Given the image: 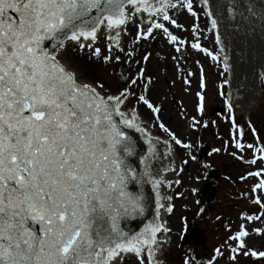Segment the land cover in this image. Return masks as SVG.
Here are the masks:
<instances>
[{"label": "snow or ice", "instance_id": "1", "mask_svg": "<svg viewBox=\"0 0 264 264\" xmlns=\"http://www.w3.org/2000/svg\"><path fill=\"white\" fill-rule=\"evenodd\" d=\"M257 26L264 33V0H0V264H163L158 254L170 229L161 215L174 208L163 203L172 199L164 189L181 183L167 177L179 174L173 149L191 156L192 144L165 125L148 95L152 53L145 46L153 43L179 57L191 49L215 65L231 155L256 166L240 177L253 178L240 194L253 210L239 213L235 229L224 224L229 234L207 264H217L222 249L230 264L238 257L264 264V249L249 245L264 239V141L249 120L253 141L245 142L236 122L226 91L236 65L222 38V29L249 35ZM179 57L170 56L178 74ZM240 58L248 63L243 49ZM195 63L192 131L208 127L207 78ZM96 65L127 66L122 87L112 91L97 79ZM252 72L264 84V58ZM193 74L182 83L190 85ZM136 220L138 230L129 227Z\"/></svg>", "mask_w": 264, "mask_h": 264}, {"label": "rangeland", "instance_id": "2", "mask_svg": "<svg viewBox=\"0 0 264 264\" xmlns=\"http://www.w3.org/2000/svg\"><path fill=\"white\" fill-rule=\"evenodd\" d=\"M181 22L186 26L190 23L187 18ZM200 24L201 26L204 24L203 15L200 17ZM177 34L188 37V33ZM204 46L211 47L212 45L205 41ZM145 47L147 51L152 53L147 64L148 75L152 77L148 95L154 103L162 108L159 115L165 125L185 142L192 144L191 156L186 154V150L174 146L181 172V174L175 175V180H180L181 183L176 184L172 199L174 208L172 213L168 215L169 248L163 256V264H183L185 257L189 259L190 264H207L214 255V249L220 246L229 234L224 230V224L228 223L235 229L239 224V213L253 210V206L248 200L240 196L242 192L249 190L250 185L254 182L253 178L242 181L240 177L245 175L247 171L254 170L256 166L250 168L231 155L235 149L231 146L229 124L225 119L228 113L224 108L223 100L216 95L213 89L214 82H220L219 70L215 65L206 60L202 54L194 53L191 49H189V55L179 57L178 53H174L170 48L159 43ZM171 55L179 57L181 67L179 74L176 71V61L170 59ZM197 59L203 65L208 83L207 102L202 117L203 120L208 121V127H201L198 131H192L187 128V121L192 116L197 115L194 107L195 92L199 90V70L195 63ZM126 68L127 66H124V69ZM124 69L118 65H96L93 67L92 73L97 79L103 81L108 88L115 91L122 87V79L128 76V72ZM189 70L194 73L193 76L188 77L191 84L184 85L182 79ZM260 85L262 88L261 100H258L257 105L246 109V111L237 107L235 110L236 122L245 128V142L253 141V137L247 132L249 120L255 126L259 139L264 141V84L260 83ZM185 87L188 88L187 92L184 91ZM136 91L139 94L140 89L137 88ZM226 91L230 92L228 86H226ZM181 109H183V114ZM219 110H222V114L219 113ZM145 111L146 109L141 108L142 115ZM143 118L148 119L147 116ZM212 121H216L215 126L212 125ZM152 131L161 137L165 136L158 127L152 128ZM225 141H229L227 147H225ZM200 145L206 146V159L212 167L218 170L220 177L219 191L215 195L216 200L212 207L204 206L205 198L200 197L201 190L207 181L205 168L198 163V155L196 154ZM213 148H218L220 151L212 153ZM200 155L202 156L201 152ZM243 155L250 158L248 152L243 153ZM182 160H187V164H182ZM201 209H203L202 212ZM218 216L221 217L220 220L216 219ZM191 220H196V224L206 235L205 258L200 262L194 260L197 252L196 246L190 242L187 247H184L182 242V238L187 235L186 224ZM249 245L264 249V239L252 237L249 239ZM222 251H224V257L218 258L217 264H230L227 260V251L225 249ZM237 264H253V262L248 258L238 257Z\"/></svg>", "mask_w": 264, "mask_h": 264}, {"label": "water", "instance_id": "3", "mask_svg": "<svg viewBox=\"0 0 264 264\" xmlns=\"http://www.w3.org/2000/svg\"><path fill=\"white\" fill-rule=\"evenodd\" d=\"M222 33V38L225 41L230 61L236 65L235 75L232 77V84L228 86V88H239L238 95L244 107L250 108V100H261V89H256V85L260 84V81L254 76L252 66L253 64L259 63L261 58H264V33L261 32L258 26L255 28V31L251 32L249 35H244L243 33L236 34L224 29H222ZM45 46L47 47V42L45 43ZM241 49H243L248 63L241 60ZM219 113L222 114V110H219ZM206 149L205 145H200L199 150L196 153L198 155V163L203 165L206 170V176L208 177L207 182L201 190L200 197H208L203 205L212 207L216 200L215 195L219 191L220 177L218 170L215 167H212L207 161ZM200 152L202 153V156L200 155ZM172 159L175 160L174 157H172ZM175 167L178 173L181 174L176 160ZM175 175L176 173L169 172L167 177L174 181ZM172 188L173 184L166 187L164 192L171 196ZM163 203L167 204L169 201H163ZM139 225L140 221L136 220L132 221L129 224V227L138 230ZM185 231L187 232V235L182 238L184 247H187L190 242L196 245L197 252L194 256V260L200 262L205 258V232L196 224V220L189 221L186 224Z\"/></svg>", "mask_w": 264, "mask_h": 264}, {"label": "bare ground", "instance_id": "4", "mask_svg": "<svg viewBox=\"0 0 264 264\" xmlns=\"http://www.w3.org/2000/svg\"><path fill=\"white\" fill-rule=\"evenodd\" d=\"M256 89H262L261 88V85L260 84L256 85ZM229 91L232 94L233 101L235 102L236 107L239 108V109H241V110H245L246 111V109H250L252 107H255L257 105V103H258V100H250V108H245L244 105H243V103H242V101H241V99H240V97H239V95H238L239 88H229ZM153 134L154 135H157L154 132H153ZM173 151H174V158L176 160V163L178 165V168H180L179 167L178 160H177V157H176V154H175V150L173 149ZM174 181H175V179H174ZM175 189H176V184L173 183V188H172V192H171L172 199H173V195H174ZM172 199H171V201H169V203H171V204H172V201H173ZM171 213H166V212H163L162 211L161 220H163V221L166 222V226L167 227H168V225H167L168 215L171 214ZM162 238H166L167 239V242L163 245V250L158 254L159 255V259L161 261H163V256L168 251V248H169V233L163 234Z\"/></svg>", "mask_w": 264, "mask_h": 264}, {"label": "flooded vegetation", "instance_id": "5", "mask_svg": "<svg viewBox=\"0 0 264 264\" xmlns=\"http://www.w3.org/2000/svg\"><path fill=\"white\" fill-rule=\"evenodd\" d=\"M205 200H207V198H205ZM190 253V252H189Z\"/></svg>", "mask_w": 264, "mask_h": 264}]
</instances>
